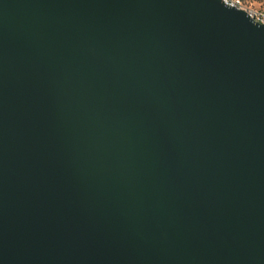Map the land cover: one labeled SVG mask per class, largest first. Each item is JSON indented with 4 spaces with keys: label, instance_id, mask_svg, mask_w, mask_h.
<instances>
[{
    "label": "water",
    "instance_id": "95a60500",
    "mask_svg": "<svg viewBox=\"0 0 264 264\" xmlns=\"http://www.w3.org/2000/svg\"><path fill=\"white\" fill-rule=\"evenodd\" d=\"M0 264H264V25L0 0Z\"/></svg>",
    "mask_w": 264,
    "mask_h": 264
},
{
    "label": "built area",
    "instance_id": "2783aa9c",
    "mask_svg": "<svg viewBox=\"0 0 264 264\" xmlns=\"http://www.w3.org/2000/svg\"><path fill=\"white\" fill-rule=\"evenodd\" d=\"M222 3L231 8L242 10L248 14V16L259 24L264 25V10L255 9L246 0H221Z\"/></svg>",
    "mask_w": 264,
    "mask_h": 264
},
{
    "label": "rangeland",
    "instance_id": "374dc122",
    "mask_svg": "<svg viewBox=\"0 0 264 264\" xmlns=\"http://www.w3.org/2000/svg\"><path fill=\"white\" fill-rule=\"evenodd\" d=\"M255 9L264 10V0H246Z\"/></svg>",
    "mask_w": 264,
    "mask_h": 264
}]
</instances>
